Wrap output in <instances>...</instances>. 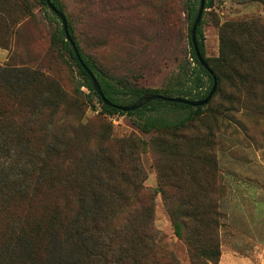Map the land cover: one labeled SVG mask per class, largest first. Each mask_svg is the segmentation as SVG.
<instances>
[{
    "label": "trees",
    "instance_id": "1",
    "mask_svg": "<svg viewBox=\"0 0 264 264\" xmlns=\"http://www.w3.org/2000/svg\"><path fill=\"white\" fill-rule=\"evenodd\" d=\"M37 1L53 14L50 19L56 23L51 34V48L65 53L75 62L82 85L99 104V125L97 129L84 132L88 134L82 136L86 141L84 145L81 141L77 148H70L72 152L61 150L57 153V164L53 162L56 168L47 178L34 184L29 197L21 195L4 199L2 207L7 219L0 218V251L2 246L3 249L7 247L12 255L0 264H21L15 250L20 245L24 246L25 252L36 254L41 264H160L159 257L164 252L158 247V232L154 227L155 192L161 193L175 234L187 244L193 264H218L221 256L219 226L225 214L215 195L218 185L214 149L219 144L216 131L220 129L218 116L222 112V104L218 103L217 108L211 104L217 95H225L228 90L242 91L243 87L252 102L264 105V21L252 18L225 22L219 30V54L208 56L201 19L196 31L197 43L210 72L199 61L191 41V29L200 0H187L191 59L180 66L166 86L149 88L114 80L83 51L63 1L50 0L64 14L68 32L80 57L111 102L106 104L95 91L89 74L66 39L61 20L46 0ZM80 2L86 4L85 0ZM213 3L214 0H205V9ZM33 11L29 0H0V47H14V58L10 61L13 63H7L0 69V77L4 76L2 72L5 70L22 81L21 86H15L0 80V128H15L16 143L20 140L26 142L35 156L41 150L39 137L43 132L39 122L30 123V115L39 93H61L64 106L73 108L75 112L82 113L83 106L78 97L68 96L51 76L38 65H33L35 59L26 61L18 58L15 47L20 24L27 15L33 16ZM28 45L32 50V42ZM214 77L216 89L204 105L193 107L155 99L136 110L122 111L118 108L119 105L132 104L146 93L204 99L214 85ZM92 104L95 105L94 102ZM181 110L185 113L171 114ZM114 114L136 116L134 123L142 131L155 132L148 144L158 154L168 156L171 166L167 169L159 165L154 193L141 183L130 180L138 178L144 169L135 140L113 135L112 124L105 120V116ZM76 124L78 132L79 129H87L80 121ZM126 158L135 162L134 172L121 171V163ZM206 167H209L208 173L205 172ZM100 177L109 183L95 188L94 182ZM86 195L95 197L94 202H83ZM97 195L101 197L96 198ZM40 196L45 198L44 203ZM40 206L43 208L38 209ZM45 227L56 232L52 235L57 246L55 252L47 253L48 248L41 244V231ZM65 239L66 243L70 241L68 249Z\"/></svg>",
    "mask_w": 264,
    "mask_h": 264
},
{
    "label": "rangeland",
    "instance_id": "2",
    "mask_svg": "<svg viewBox=\"0 0 264 264\" xmlns=\"http://www.w3.org/2000/svg\"><path fill=\"white\" fill-rule=\"evenodd\" d=\"M29 1L33 16L22 19L15 52L20 60L35 59L33 65H38L51 76L68 96L78 97L83 109L81 113L64 106L63 95L59 92H40L30 115V123L39 122L43 132L39 137L41 150L35 156L26 142L20 140L16 143L15 128H0V218L3 220L7 219L2 207L5 198L29 197L34 184L47 178L56 168L53 162L56 163L57 153L61 150L72 152L70 148H77L81 141L84 145L86 141L82 136L88 135L84 132L97 129L99 125L100 106L82 85L77 65L65 53L51 48V34L56 26L50 19L53 14L37 0ZM62 1L83 51L114 80L160 88L166 86L180 66L191 59L187 0H85L86 4L80 0ZM252 18L264 21L261 0H214L212 6L204 9L202 17L207 55L219 54L221 25ZM31 42L32 50L28 45ZM6 51L5 59H0L1 70L7 63H13L10 61L14 58V47ZM3 72L1 81L21 86V78ZM241 90H228L225 95H217L211 104L215 108L218 103L222 104L218 116L220 129L216 131L219 144L214 149L218 185L215 195L225 214L219 226L221 256L218 264H264V105L252 102L246 89L242 87ZM184 113L185 110L171 112L172 115ZM136 118L123 114L105 116V120L112 124L114 136L131 138L137 143L144 173L138 178L129 177L130 180L141 183L154 193L159 165L168 169L171 162L168 156L158 154L148 144L155 132L142 131L134 123ZM79 121L87 127L86 130L79 129L78 132L76 123ZM134 166L135 162L126 158L121 163V171L134 172ZM205 170L208 173L209 167ZM90 181L93 183L92 178ZM108 183L100 177L93 186L101 188ZM153 196L157 243L164 252L159 257L160 264H193L187 244L175 234L161 193L155 192ZM94 198L86 195L83 202H94ZM40 201L44 203L45 198L40 196ZM41 234L40 241L48 248L47 253L55 252L57 246L52 235L56 232L53 228L48 231L45 227ZM66 239L64 244L68 249L70 241L66 243ZM15 250L21 264H41L36 254L25 252L24 246ZM11 252L2 246L0 262L4 263Z\"/></svg>",
    "mask_w": 264,
    "mask_h": 264
},
{
    "label": "water",
    "instance_id": "3",
    "mask_svg": "<svg viewBox=\"0 0 264 264\" xmlns=\"http://www.w3.org/2000/svg\"><path fill=\"white\" fill-rule=\"evenodd\" d=\"M46 2L48 4L49 8L61 20L64 32L66 34V39L72 44L80 64L86 70V72L89 74V76H90V78L92 80V84H93V87H94L95 91L101 96V98L103 99V101L106 104H111V102L105 97L98 79L96 78L94 73L89 69V67L84 63L82 58L80 57V55H79V53H78V51H77V49L75 47V43L71 39L70 34L68 32L67 20H66L64 14L61 11H59L51 3L50 0H46ZM204 9H205V0H200L197 16L195 18V21H194L192 29H191V41H192V44L194 46V50L196 52V55H197L199 61L201 62V64L205 68H207L211 72L210 67L204 61V59H203V57H202V55L200 53V50H199V47H198V43H197V36H196V31H197L198 26L200 25ZM215 89H216V78L214 77V85H213L211 91L209 92V94L207 95V97L204 98V99L198 100V99H189L187 97H181V96H165V95H162V94L146 93V94L138 97L132 104L125 105V106L124 105H119L118 108L121 109L122 111L136 110V109L142 107L144 104H146V103H148V102H150L152 100H155V99H162V100H166V101L184 103V104H188V105H191L193 107H196L198 105L206 104L211 99Z\"/></svg>",
    "mask_w": 264,
    "mask_h": 264
},
{
    "label": "crops",
    "instance_id": "4",
    "mask_svg": "<svg viewBox=\"0 0 264 264\" xmlns=\"http://www.w3.org/2000/svg\"><path fill=\"white\" fill-rule=\"evenodd\" d=\"M6 54H7L6 49L4 50V48H1V47H0V59H1V60H4V59H5Z\"/></svg>",
    "mask_w": 264,
    "mask_h": 264
}]
</instances>
